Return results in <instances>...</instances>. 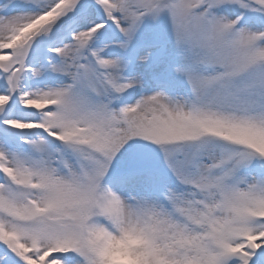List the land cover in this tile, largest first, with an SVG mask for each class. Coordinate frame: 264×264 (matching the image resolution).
I'll list each match as a JSON object with an SVG mask.
<instances>
[{"label":"snow or ice","instance_id":"6c2138e0","mask_svg":"<svg viewBox=\"0 0 264 264\" xmlns=\"http://www.w3.org/2000/svg\"><path fill=\"white\" fill-rule=\"evenodd\" d=\"M0 264H264V0H0Z\"/></svg>","mask_w":264,"mask_h":264},{"label":"rangeland","instance_id":"374dc122","mask_svg":"<svg viewBox=\"0 0 264 264\" xmlns=\"http://www.w3.org/2000/svg\"><path fill=\"white\" fill-rule=\"evenodd\" d=\"M160 42L161 41H159L154 34V31L147 29L137 38L132 46V50L129 52H120L117 50V53L121 56H133L137 54L135 50L139 49V56H145L152 53L153 61H155L158 52L156 45ZM133 74L143 76L145 81L144 90L148 93L162 87L166 82V79L171 78L172 75L171 68L167 64H160L158 67H151L145 65L142 61H137Z\"/></svg>","mask_w":264,"mask_h":264}]
</instances>
